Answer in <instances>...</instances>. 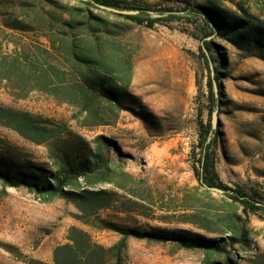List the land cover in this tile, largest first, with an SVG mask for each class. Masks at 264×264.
<instances>
[{"label":"rangeland","instance_id":"1","mask_svg":"<svg viewBox=\"0 0 264 264\" xmlns=\"http://www.w3.org/2000/svg\"><path fill=\"white\" fill-rule=\"evenodd\" d=\"M23 1L0 0L1 53L36 41L47 43L36 30L21 32L4 25L3 21L10 17L24 19L25 12L33 14V3L29 2L28 9L23 10ZM56 1L72 5L82 0ZM126 2L139 3L144 17L148 16L145 10L184 12L185 7L179 0ZM215 2L231 10H237L239 2L249 13L264 19V0ZM45 9L51 10V6L46 5ZM90 10L105 20L101 32L106 28L119 31L118 41L132 53L128 90L140 104H132V110L121 109L113 117L114 114H109V118L106 112L104 119H111L108 123L84 126L83 114L74 106L58 103L36 90L25 97H14L0 81V106L66 124L91 142L98 135L113 140L120 151V154L112 151L113 160L133 177L127 181L128 187L144 197L138 208L144 215L139 210H130L125 221L144 228L212 238L224 236L225 232H218L225 228L235 207L227 196L230 191L206 193L195 171L200 168L197 114L201 93L206 89V69L199 56L204 38L200 32L194 38L187 31L200 28L201 17H153L159 19L149 27L145 22L137 23L96 5ZM209 36V40L221 45L222 52L217 79L219 121L214 143L209 147V175L227 187L244 191L254 188L263 205L243 219L249 230V245L227 246V255L233 264H264V60L244 55L215 33ZM200 115L206 122V113ZM4 145L16 149L33 163L51 167L44 144L31 142L0 124V151H4ZM74 211L75 207L63 198L42 201L24 187L3 188L0 183V264H37L39 261L54 264L53 248L66 242L67 230L73 225L83 228L93 241L107 247L121 237L118 232L80 223L72 216ZM235 211L244 216L240 208L235 207ZM205 256L199 249L176 248L171 243L128 236L121 264H203ZM223 257V254L211 255L219 261Z\"/></svg>","mask_w":264,"mask_h":264},{"label":"trees","instance_id":"2","mask_svg":"<svg viewBox=\"0 0 264 264\" xmlns=\"http://www.w3.org/2000/svg\"><path fill=\"white\" fill-rule=\"evenodd\" d=\"M97 3L127 9L144 10L139 3L126 0H93ZM185 3L184 14L171 13L168 17L192 15L201 18V27L187 31L194 38L216 34L247 56L264 60V19L249 13L241 3L237 10L219 6L215 0H179ZM233 1V0H229ZM256 2L261 0H254ZM32 2L33 14L25 12V18L5 19L8 28L26 32L36 30L40 41L15 46L8 53L0 52V81L11 90L14 97H25L36 90L52 97L58 103H66L83 114L81 124L90 126L105 124L121 109L139 105V99L128 90L131 75L132 53L123 48L117 39L119 31L104 29L105 20L91 12L95 6L91 0L62 5L56 0H24L22 9ZM46 5L51 6L45 9ZM159 11V10H156ZM126 19L152 26L159 18L141 14H120ZM201 33L198 35V33ZM199 56L206 69V89L199 101L196 146L200 149L195 168L198 180L211 186L229 190L230 204L240 208L243 217L232 210L225 228L218 233L224 236L208 237L189 232L169 229H151L125 221L130 210L141 206L143 196L128 187L133 177L112 158V151L120 154L116 143L104 135L96 136L94 143L85 139L66 124L48 118L0 106V124L12 129L23 138L46 146L51 167H45L23 158L20 153L4 145L0 151V183L5 187H24L42 201L55 197L71 203L76 211L72 216L80 223L96 228L118 232L121 237L112 245L104 246L91 239L81 227L70 226L66 242L57 244L52 251L54 264H121L126 238L132 236L148 242L171 243L176 248L199 249L206 256L203 264H233L228 257L227 246L238 243L244 248L249 245V230L246 216L263 207L258 191L227 187L209 175V147L214 136L206 140L210 130L209 113L217 100L214 97L207 58V50L213 63L214 76L218 79V65L222 64L220 47L209 39L202 40ZM220 48V49H219ZM205 112L206 122L200 115ZM139 114V112H138ZM210 176V177H209ZM142 182V180H138ZM100 182L110 185L99 186ZM201 183V181H200ZM202 184V183H201ZM209 193L208 189H205ZM132 204V205H128ZM134 205V209H130ZM146 214V213H145ZM234 216L236 218L234 219ZM209 232V230H208ZM214 253L223 254L219 261L211 258ZM37 264H45L39 261Z\"/></svg>","mask_w":264,"mask_h":264},{"label":"water","instance_id":"3","mask_svg":"<svg viewBox=\"0 0 264 264\" xmlns=\"http://www.w3.org/2000/svg\"><path fill=\"white\" fill-rule=\"evenodd\" d=\"M91 2L98 6L99 8L101 9H104V10H107V11H111V12H114V13H119V14H141V11L140 9H127V8H123V9H120V8H116V7H111V6H106V5H103V4H100V3H97L93 0H91ZM145 13L148 14L149 17H160V16H166L168 14H171V13H177V14H181L183 15L184 12L183 11H156V10H145L144 11ZM211 36H206L204 37V39H210ZM203 51L206 55V58H207V64H208V68H209V74H210V79H211V87H212V91H213V94H214V97L217 99L218 98V91H219V83L218 81L216 80L215 76H214V67H213V63L209 57V54L207 52V50L205 49V47H203ZM217 100L214 102V104L212 105V109H211V112H210V130L208 132V135H207V138L206 140H210V138L214 135V131L216 130L217 128V125H218V121H219V118H218V106L216 104ZM202 185L208 189V190H211V191H214V192H217V193H223V192H227L229 190H224L218 186H211V185H208L207 183L203 182L202 180H200ZM258 204H261V203H258ZM262 205V204H261Z\"/></svg>","mask_w":264,"mask_h":264}]
</instances>
